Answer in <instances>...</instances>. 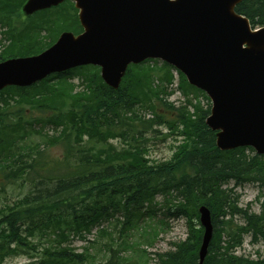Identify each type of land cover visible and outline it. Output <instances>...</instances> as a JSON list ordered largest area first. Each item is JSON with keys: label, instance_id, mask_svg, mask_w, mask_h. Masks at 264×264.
<instances>
[{"label": "trees", "instance_id": "trees-1", "mask_svg": "<svg viewBox=\"0 0 264 264\" xmlns=\"http://www.w3.org/2000/svg\"><path fill=\"white\" fill-rule=\"evenodd\" d=\"M26 1L0 0V28L9 42L0 61L37 55L62 32H82L70 1L25 16ZM235 12L253 29L264 27V0H243ZM171 69L164 63L130 65L114 90L89 66L0 92V192L2 181L21 183L25 189L16 200L0 205V262L22 254L32 260L25 264H90L94 256L88 248L79 253L72 243L88 242L94 229L99 237H110L105 223L121 226V248L132 250L136 243L129 244L130 236L138 233L151 246L168 231L167 220L184 219L186 239L156 256L159 264H199L203 231L197 209L203 205L213 225L203 264H264V257L233 255L245 234L264 244V201L258 214L249 213L237 207L233 193L245 185L264 191V156L251 148L218 150L215 132L205 124L210 113L206 95L178 73L177 90L184 103L168 101ZM145 111L152 117L146 119ZM149 132L163 134L164 140L180 139L169 159L151 161ZM111 140L123 147L116 148ZM56 147L61 149L58 154L46 153ZM235 214L241 216V225L227 219ZM116 258L105 264L128 262Z\"/></svg>", "mask_w": 264, "mask_h": 264}, {"label": "water", "instance_id": "water-1", "mask_svg": "<svg viewBox=\"0 0 264 264\" xmlns=\"http://www.w3.org/2000/svg\"><path fill=\"white\" fill-rule=\"evenodd\" d=\"M65 0H28L25 15ZM83 32L62 33L37 56L0 63V91L28 87L47 76L97 66L117 89L129 64L158 59L203 91L212 106L206 126L216 147H252L264 155V28L252 30L235 13L242 0H70ZM202 264L212 238L210 212L198 208Z\"/></svg>", "mask_w": 264, "mask_h": 264}, {"label": "rangeland", "instance_id": "rangeland-1", "mask_svg": "<svg viewBox=\"0 0 264 264\" xmlns=\"http://www.w3.org/2000/svg\"><path fill=\"white\" fill-rule=\"evenodd\" d=\"M3 31L4 28H0V41H3L0 43V52L3 49V46L8 45L9 43L7 40L4 41L2 39L4 38V36L1 35L4 33ZM146 65L152 67L154 64L150 62ZM73 82L75 85L78 84L77 80H74ZM176 85L174 83L171 87L172 94L168 98V101L175 106H179L183 103L184 98L182 97L181 93L176 90ZM143 114L147 115L146 118L151 117L150 112L145 111ZM155 129H158L163 134L166 133V130L163 128ZM163 134H157L153 132L146 134L147 139H149L147 142V147L149 149V158H151V161L158 162L169 159L174 151V147L180 140H175V138L172 139L171 137H168L166 140H164ZM35 140L37 141L38 138H35ZM110 143H112L118 149L123 147L119 140H111ZM60 150V147H56L48 149L46 153L50 155H56L60 152ZM2 183L4 184V190L0 192V205L10 203L25 193V189H22L21 183L16 185L13 184L12 186L7 185V183L4 181H2ZM232 186L233 184L230 183L228 188H232ZM261 192H263L262 196H260ZM233 193L238 196L237 207L239 209H248L249 213L258 214L260 211L259 206L264 201V191L259 190L256 185H245L243 187L235 188ZM259 196L260 198L258 200ZM227 219L231 220L234 226L241 225L243 223V220L239 214H235L234 216L228 215ZM166 223L169 227L168 231L160 234L151 246L143 244L139 238V234L137 233L127 238L129 244L136 243V246L132 250L121 248V242L124 240L121 238L122 235L119 233L121 226H117V228L114 229L115 223H112L111 225L108 223L103 224V227L107 229V233L110 234V237H99L97 235V229H94L92 233L86 238L88 242L75 239L72 244L73 248L79 253L84 251L85 248H88L89 254L94 256V259L92 262H90V264H105L111 256H113L115 260L118 256L119 258H123L128 261L122 264H159V260L156 255L173 250L174 248L172 245L174 243L183 241L187 237V227L184 219L167 220ZM197 223L199 224L198 221ZM110 238L113 240L112 243H110ZM106 243L109 245L107 248H104L103 245ZM111 246L112 248L110 251L112 252L110 253L108 252V248ZM143 251L144 253H142ZM233 255L249 260H256L258 257L263 258L264 244L261 240H257V242L253 243L251 241V236L249 234H245L242 236L241 245L234 248ZM36 258H39V256H36L34 259L37 260ZM29 261H32L31 258L20 254L7 257L3 262H0V264H25ZM117 261L119 260L117 259Z\"/></svg>", "mask_w": 264, "mask_h": 264}]
</instances>
